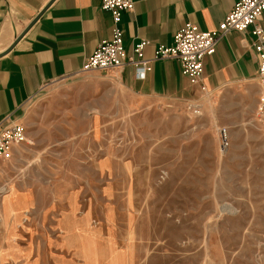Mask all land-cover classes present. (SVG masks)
I'll return each mask as SVG.
<instances>
[{
    "label": "crops",
    "instance_id": "1",
    "mask_svg": "<svg viewBox=\"0 0 264 264\" xmlns=\"http://www.w3.org/2000/svg\"><path fill=\"white\" fill-rule=\"evenodd\" d=\"M101 1L0 0V53L28 28L15 47L0 57V122L9 117L24 125L30 98L77 72L100 42L110 38L112 17L101 8ZM237 1L134 0V10L124 13L121 22L125 48L131 53L134 44L146 40L145 56L153 59L156 49L172 45L176 32L187 23L201 30L216 29ZM260 22L264 26V13ZM252 29L229 32L204 62L207 96L219 98L220 108L238 110L240 118H246L248 110L256 112L259 103ZM100 73L105 84L103 100H111L114 107L121 93L134 103L146 99L191 102L204 97L175 59L154 60L143 80L135 77L131 66ZM23 148L14 147L2 172L17 161ZM55 168L63 175L47 179L41 170V181L27 187L12 185L3 197L0 264L154 263L147 254L148 245L131 240L127 223L131 217L123 218L117 208L123 204L121 173L126 167L117 163L115 154L93 166L85 161ZM91 169L98 173L92 182ZM71 172L79 174L77 182L71 180ZM91 186L97 189L94 196Z\"/></svg>",
    "mask_w": 264,
    "mask_h": 264
},
{
    "label": "rangeland",
    "instance_id": "2",
    "mask_svg": "<svg viewBox=\"0 0 264 264\" xmlns=\"http://www.w3.org/2000/svg\"><path fill=\"white\" fill-rule=\"evenodd\" d=\"M102 76L60 79L30 98L28 141L0 174V207L12 185L41 181V170L47 179L62 176L57 165L93 166L115 154L126 167L117 208L131 217V240L148 245L153 264H264V120L257 110L240 118L216 97L134 103L125 93L114 107L103 100ZM221 127L229 131L226 148ZM68 175L78 181L79 174ZM97 176L91 169L90 181Z\"/></svg>",
    "mask_w": 264,
    "mask_h": 264
},
{
    "label": "built area",
    "instance_id": "3",
    "mask_svg": "<svg viewBox=\"0 0 264 264\" xmlns=\"http://www.w3.org/2000/svg\"><path fill=\"white\" fill-rule=\"evenodd\" d=\"M134 7V0H102L101 8L108 11L112 17L110 38L100 42L77 72L61 79L89 72L122 70L126 66H131L135 71V77L143 80L152 70L154 60L175 59L181 65L182 74L192 84L198 85L204 96H207L208 90L203 82L205 59L215 54L218 44L229 32H245L249 27H253L252 47L258 58L260 85L257 115L264 120V26L260 22L264 13V0L237 1L214 30H201L196 25L187 23L176 32L172 45H161L156 49L153 59L145 56L148 44L146 40L134 44L131 53L125 48L121 28L122 17L124 13L133 11ZM195 107H199V104ZM219 135L221 146L223 148L229 146L228 128H219ZM27 141V131L22 123L10 120L9 117L0 122V174L4 164L11 160L14 147Z\"/></svg>",
    "mask_w": 264,
    "mask_h": 264
},
{
    "label": "water",
    "instance_id": "4",
    "mask_svg": "<svg viewBox=\"0 0 264 264\" xmlns=\"http://www.w3.org/2000/svg\"><path fill=\"white\" fill-rule=\"evenodd\" d=\"M43 14V12H41L36 18H35V20H34V22L35 21H37L40 17H41V15ZM33 22V23H34ZM32 23V24H33ZM28 31V28L22 33V34H20V36H18V38L16 39V41L8 48V49H6L4 52H2V53H0V57L1 56H3V55H5V54H7L9 51H11L14 47H15V45L18 43V41L25 35V33Z\"/></svg>",
    "mask_w": 264,
    "mask_h": 264
},
{
    "label": "bare ground",
    "instance_id": "5",
    "mask_svg": "<svg viewBox=\"0 0 264 264\" xmlns=\"http://www.w3.org/2000/svg\"><path fill=\"white\" fill-rule=\"evenodd\" d=\"M223 210H227V208H223Z\"/></svg>",
    "mask_w": 264,
    "mask_h": 264
}]
</instances>
